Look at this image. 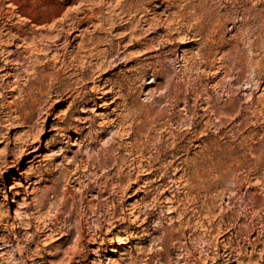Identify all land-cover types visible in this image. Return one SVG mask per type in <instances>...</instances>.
<instances>
[{
  "label": "rangeland",
  "instance_id": "374dc122",
  "mask_svg": "<svg viewBox=\"0 0 264 264\" xmlns=\"http://www.w3.org/2000/svg\"><path fill=\"white\" fill-rule=\"evenodd\" d=\"M8 80L0 264H264V0H0Z\"/></svg>",
  "mask_w": 264,
  "mask_h": 264
},
{
  "label": "bare ground",
  "instance_id": "6f19581e",
  "mask_svg": "<svg viewBox=\"0 0 264 264\" xmlns=\"http://www.w3.org/2000/svg\"><path fill=\"white\" fill-rule=\"evenodd\" d=\"M130 1V0H129ZM169 1V0H168ZM108 22V21H107ZM110 22V21H109ZM71 32V31H70ZM69 35V34H68ZM78 35V34H77ZM130 36V35H129ZM132 36V35H131ZM24 38V37H23ZM65 38V37H64ZM74 40V39H73ZM91 43V42H90ZM133 43V42H132ZM119 46V45H118ZM41 47H42V45H41ZM37 51L39 52V51H41V48L39 47V45H37ZM73 49V48H72ZM70 53V52H69ZM131 54V53H130ZM140 54V53H139ZM19 55V54H18ZM112 55V54H111ZM8 56L9 57H11L12 56V52H9L8 53ZM8 56H7V58H8ZM56 56V55H55ZM58 56V55H57ZM67 56V55H66ZM73 57V56H72ZM99 57V56H98ZM74 58V57H73ZM128 60V59H127ZM17 61H19V59L17 60ZM16 61V62H17ZM15 63V62H14ZM7 64H10V60L9 59H7ZM88 65V64H87ZM4 66V65H3ZM91 67V66H90ZM141 71V70H140ZM80 72V71H79ZM8 74V73H7ZM17 74V73H16ZM74 74V73H73ZM6 75V74H5ZM11 75V74H10ZM103 75V74H102ZM40 76V75H39ZM42 76H44V75H42ZM46 76V75H45ZM98 76H99V74H98ZM9 77V76H8ZM72 77V76H71ZM83 78H85V77H83ZM96 78V77H95ZM37 80V79H36ZM89 80V79H88ZM107 80H109V79H106V81ZM110 80H112V79H110ZM38 81H39V85H37L38 86V95L35 93L34 95L32 94V97H34V100H37V101H40V99H41V97H42V87H41V85H40V80L38 79ZM105 81V82H106ZM111 83V82H110ZM115 83V82H114ZM31 85V84H30ZM43 86H44V84H43ZM109 86V85H108ZM112 86V85H111ZM20 87V85H18L16 82H12V81H10V80H8V81H2L1 83H0V101H2V100H4V99H7L8 97H11V96H14L15 94V92H19L20 94H23V92H24V88H19ZM121 87V86H120ZM26 88V87H25ZM27 88L28 89H31L32 87H28L27 86ZM110 88V87H109ZM112 88V87H111ZM114 88V87H113ZM4 89H7V93H4V91H2V90H4ZM37 89V88H36ZM44 90V89H43ZM111 91V89H109V90H106V91H103L102 92V97H104V96H106L109 92ZM32 92H34V91H32ZM29 93V92H28ZM74 93V92H73ZM25 94V93H24ZM66 94V93H65ZM19 95V94H18ZM31 95V94H30ZM61 95V94H60ZM63 95H64V93H63ZM67 95V94H66ZM80 95V94H79ZM110 95V94H109ZM27 96H29V94L27 95ZM76 96V95H75ZM17 97V96H16ZM16 97H15V99H16ZM67 98V97H66ZM66 98H64V96H61L60 98H59V100L57 101V102H63V101H66L67 99ZM14 99V98H13ZM75 99V98H74ZM106 99H108V98H106ZM28 100H29V98L28 97H24V102H22L21 104H16V102L15 101H17V100H10V101H6L7 102V104H0V109L2 110V112L4 113V115H6V119L4 118V120L5 121H7L8 123L10 122V120H11V122L13 123H15V121L17 122V124L19 123V124H25V123H28L29 121H31L30 120V118H31V112H28V113H26L23 117H21V116H19L18 114L20 113V112H18V110H22V109H24L26 106H27V102H28ZM33 102V101H32ZM70 102V101H69ZM73 102V101H72ZM39 103V102H38ZM89 103V102H88ZM35 104V103H34ZM87 104V103H86ZM86 107V106H85ZM85 109H87V108H85ZM83 110V109H82ZM24 111V110H23ZM86 111V110H85ZM18 112V114H17V117L16 118H14V116L13 115H15L16 113ZM82 112H84V111H82ZM21 115V114H20ZM19 116V117H18ZM126 117V116H125ZM4 121V122H5ZM118 123V122H117ZM79 124V123H78ZM59 129V131L61 130V128L59 127L58 128ZM81 130H83V129H81ZM30 134V133H29ZM28 136H30V135H28ZM27 136V137H28ZM33 136V135H32ZM27 137H23L22 138V143H21V147L20 148H23V150H28L29 152L28 153H32V152H34L35 150H37L39 147H34V142L33 141H30V138H27ZM70 137V136H69ZM83 138V137H82ZM74 145L76 144V143H73ZM9 153H11V151H9L8 152V154L7 155H9ZM27 153V154H28ZM6 155V156H7ZM38 156V155H37ZM7 158V157H6ZM76 158V157H75ZM82 159H75V162H79V166H77L76 167V169L74 170V172H73V175H74V180L73 181H78L82 176H81V168H80V165H81V161ZM31 161V159L30 160H28L27 161V163L28 162H30ZM6 162V159H4L3 160V163H5ZM73 164V163H72ZM78 164V163H77ZM84 164V163H83ZM40 166V165H39ZM88 169V168H87ZM24 170H25V172H27L28 171V168H26V167H24ZM85 170H86V168H85ZM24 172V173H25ZM68 170H66V171H64L63 172V176H68V177H71V176H69V174H68ZM83 172H84V170H83ZM35 176L36 177H43V176H45L46 174H50L49 172H48V170L47 169H45L44 167H42V165L40 166V167H37L36 168V171H35ZM87 174V173H86ZM83 175V174H82ZM92 175V174H91ZM62 175H55V174H53V176H52V186H50V187H46L47 188V192L46 193H44V194H42L39 198V200H38V204H37V206L36 207H38V208H40V207H44V205H45V201L47 200V197H48V194H51V197L50 198H52V200H53V202H57L61 197H60V195L62 194V191H61V184H62V177H63ZM73 177V176H72ZM1 178V177H0ZM69 180H71V179H69ZM73 181H70V182H73ZM69 182V181H68ZM69 182V183H70ZM29 183L30 184H33L34 183V181L33 180H30L29 181ZM61 185V186H60ZM68 186H66V189H69V188H67ZM11 188H13V186L11 187ZM45 192V191H44ZM64 192V191H63ZM32 207V206H31ZM36 207H35V209H36ZM34 208V207H33ZM40 210V209H39ZM38 210V211H39ZM4 213L5 212H3L2 210H1V213H0V215H4ZM34 213V212H33ZM56 216V215H55ZM7 217V216H6ZM5 217V218H6ZM3 218H4V216H3ZM57 221V220H56ZM47 227V232H50L49 234H47L46 236H45V238L44 239H46V237H48L49 236V238H51V239H58V238H60L62 235L64 236V235H66V236H68V238L66 239L67 240V243H68V240L71 238V236L74 234V231L73 230H68V231H63L61 228H59L58 226H57V222H53V223H49V225H47L46 226ZM64 228V227H63ZM44 230V229H43ZM39 231V230H38ZM42 231V230H41ZM90 232V231H89ZM92 233V232H91ZM35 234V233H34ZM44 234H46V233H44ZM43 234V235H44ZM85 234V233H84ZM61 235V236H60ZM37 237V236H36ZM255 238H257V237H255ZM34 239V238H33ZM36 239V238H35ZM34 239V240H35ZM44 239H43V241H44ZM82 239V238H81ZM66 240H65V242H66ZM64 242V243H65ZM126 242L127 241H125V240H121L119 243H118V245H115L113 248H112V250L114 251V252H118V253H120V252H122L125 248H126ZM63 244V243H62ZM90 245V244H89ZM66 248H68V247H66ZM2 248H0V250H1ZM63 251V250H62ZM64 253H65V251H63ZM58 253V252H57ZM62 253V252H61ZM63 253V254H64ZM75 254V253H74ZM67 255H69V252L67 253ZM66 254L64 255V256H67ZM190 255V254H189ZM180 256V255H179ZM74 257V259L73 258H71L72 260H70L71 262H73L74 263V260H75V257L76 256H73ZM183 257V256H182ZM190 257L192 258V256L190 255ZM46 258V257H45ZM191 258H189V257H187V258H184V259H182L183 260V264H193V262L194 261H191ZM230 258V256H229V254H228V257H227V260ZM137 260V259H136ZM193 260H194V258H193ZM229 261V260H228ZM207 263V260L206 259H203V264H206ZM168 264V263H167Z\"/></svg>",
  "mask_w": 264,
  "mask_h": 264
}]
</instances>
